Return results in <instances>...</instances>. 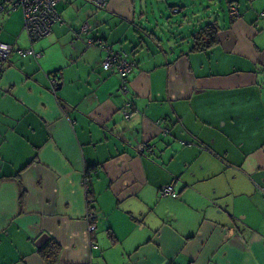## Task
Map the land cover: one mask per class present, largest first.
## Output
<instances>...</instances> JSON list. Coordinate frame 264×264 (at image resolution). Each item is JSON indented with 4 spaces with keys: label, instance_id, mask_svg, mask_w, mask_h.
<instances>
[{
    "label": "crops",
    "instance_id": "obj_1",
    "mask_svg": "<svg viewBox=\"0 0 264 264\" xmlns=\"http://www.w3.org/2000/svg\"><path fill=\"white\" fill-rule=\"evenodd\" d=\"M209 2L201 52L146 0H60L35 42L0 14V264H45L50 240L55 264H264V0ZM98 39L127 54L124 92Z\"/></svg>",
    "mask_w": 264,
    "mask_h": 264
},
{
    "label": "built area",
    "instance_id": "obj_2",
    "mask_svg": "<svg viewBox=\"0 0 264 264\" xmlns=\"http://www.w3.org/2000/svg\"><path fill=\"white\" fill-rule=\"evenodd\" d=\"M60 0H16L8 4L9 12L20 10L22 14V24L27 37L30 42H35L43 39L50 35L52 26L59 20V15L56 12L55 6ZM96 9H105L108 0H82ZM4 6L0 4V12L4 11ZM176 12V10H173ZM229 13L231 16H237L238 12L235 7H230ZM261 15H264L262 13ZM88 25L83 24L80 27V32H86ZM87 45L96 46L105 52V56L101 61V67L105 70H114L120 79L119 88L121 91H125L127 76L131 71V63L127 59L125 52L113 51L108 44L98 39L95 41L88 40ZM13 52V45L10 43L0 42V71L6 64L9 56ZM20 55H33L35 58L39 57L40 54H35L31 49L18 51ZM125 119L129 118V112L123 111ZM143 150L142 146L136 147V151L141 153ZM161 196H172L175 197V193L171 186H166L160 189ZM95 215L89 213L87 220H94ZM95 226H89V232H92Z\"/></svg>",
    "mask_w": 264,
    "mask_h": 264
},
{
    "label": "rangeland",
    "instance_id": "obj_3",
    "mask_svg": "<svg viewBox=\"0 0 264 264\" xmlns=\"http://www.w3.org/2000/svg\"><path fill=\"white\" fill-rule=\"evenodd\" d=\"M148 2L147 8H146V14L151 17V19L155 20L156 22H153L155 26L153 28L156 29V33L158 30L161 29L166 30L167 27L164 21H171L174 23L177 21L179 24H181L182 20H185V18L189 17L192 22L190 26L186 25L183 30L180 31V35H177V31L179 32L180 28H176L173 30V33L171 32V41H176L177 44H181V39L184 38V41L188 39V35L192 34L194 32V27H196V23L198 22V25L203 26L205 24V18L210 15L208 12V9H211V5L213 6V3H210L209 0H187V1H178V0H146ZM178 6L181 7V12L177 14L171 13V6ZM187 27L189 28V31H187ZM169 37V36H168ZM190 37V36H189ZM183 42V41H182ZM187 44L180 45L177 47V50H180L184 48Z\"/></svg>",
    "mask_w": 264,
    "mask_h": 264
},
{
    "label": "trees",
    "instance_id": "obj_4",
    "mask_svg": "<svg viewBox=\"0 0 264 264\" xmlns=\"http://www.w3.org/2000/svg\"><path fill=\"white\" fill-rule=\"evenodd\" d=\"M14 1L16 0H12V1L0 0V4L3 5L5 8L3 12H0V14H7L9 12L8 4ZM216 32H217V27L214 24H207L204 27L199 28L197 31L192 33L190 35L192 42L191 51L201 52L214 46L217 42ZM90 170L91 168L87 169L86 175L89 174ZM21 198H22V194H21ZM59 252H60L59 245L53 240H50L44 247L40 248V250L38 251L39 256L41 257V259L44 261L45 264L57 263L59 258Z\"/></svg>",
    "mask_w": 264,
    "mask_h": 264
}]
</instances>
